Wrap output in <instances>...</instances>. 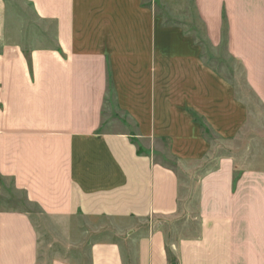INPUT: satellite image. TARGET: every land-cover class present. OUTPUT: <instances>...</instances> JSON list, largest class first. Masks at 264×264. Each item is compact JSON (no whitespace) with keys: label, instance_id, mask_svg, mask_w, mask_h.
Returning <instances> with one entry per match:
<instances>
[{"label":"crops","instance_id":"1","mask_svg":"<svg viewBox=\"0 0 264 264\" xmlns=\"http://www.w3.org/2000/svg\"><path fill=\"white\" fill-rule=\"evenodd\" d=\"M196 3L253 105L144 0H0V264H264V0Z\"/></svg>","mask_w":264,"mask_h":264},{"label":"rangeland","instance_id":"2","mask_svg":"<svg viewBox=\"0 0 264 264\" xmlns=\"http://www.w3.org/2000/svg\"><path fill=\"white\" fill-rule=\"evenodd\" d=\"M7 2L9 6L11 5L10 7H12V10L16 15L27 14L28 17H32V19L34 18L32 12L24 7L23 0H7ZM144 4L151 7V9L156 12L160 24L163 27L170 29L171 31L174 30V32H179L182 36L189 38L194 46L201 48V57L204 62L212 66L218 76L231 83L236 94L242 98L246 104L250 102V104L253 105L252 100L254 101V94L246 83L244 72L242 70H237V65L234 59L228 54L224 40H222L220 45H213L210 42L206 25L201 19L202 17L199 15L196 0H144ZM223 17L225 31L226 16L223 15ZM32 21H34V26L39 24L37 20ZM147 77V74H144L142 76V81H145ZM108 96L106 115H110L111 120L121 121L124 123L123 125L125 129H128V131L135 134L136 127L129 116L122 112L113 83L110 85ZM258 106L260 107L259 104ZM252 120L254 121V125L264 124V118L261 115L258 119ZM205 129L208 134L211 133L208 126H205ZM250 133L251 131H248L246 134L242 135L238 139V142L246 144L249 141L248 139H250ZM134 139L137 140V138ZM159 154V157L167 159L175 168H177V162L168 155L166 146H160ZM212 157L213 156H211V158ZM195 169H199V167H195ZM0 183V191H2V193H0V200L4 207L30 210L31 212H34L40 221L42 220L40 219L42 216L37 214L39 211L38 207L27 202L25 195L16 189L11 178H0ZM190 185L192 186L191 190L196 189V184L193 181ZM194 206L195 200L192 198L191 200L189 199L188 204L185 205L187 209ZM171 262H174L173 257L171 258Z\"/></svg>","mask_w":264,"mask_h":264}]
</instances>
